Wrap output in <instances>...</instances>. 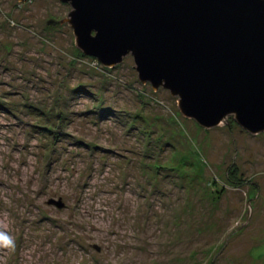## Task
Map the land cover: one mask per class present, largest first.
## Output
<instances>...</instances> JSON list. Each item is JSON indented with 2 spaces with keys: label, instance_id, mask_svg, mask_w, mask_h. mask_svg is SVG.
<instances>
[{
  "label": "rangeland",
  "instance_id": "1",
  "mask_svg": "<svg viewBox=\"0 0 264 264\" xmlns=\"http://www.w3.org/2000/svg\"><path fill=\"white\" fill-rule=\"evenodd\" d=\"M72 9L0 0V264H264V132L84 54Z\"/></svg>",
  "mask_w": 264,
  "mask_h": 264
},
{
  "label": "water",
  "instance_id": "2",
  "mask_svg": "<svg viewBox=\"0 0 264 264\" xmlns=\"http://www.w3.org/2000/svg\"><path fill=\"white\" fill-rule=\"evenodd\" d=\"M62 1L73 9L47 24L68 22L84 54L107 67L133 55L139 79L171 90L204 127L233 116L264 132V0Z\"/></svg>",
  "mask_w": 264,
  "mask_h": 264
},
{
  "label": "clouds",
  "instance_id": "3",
  "mask_svg": "<svg viewBox=\"0 0 264 264\" xmlns=\"http://www.w3.org/2000/svg\"><path fill=\"white\" fill-rule=\"evenodd\" d=\"M15 240L6 231L0 230V248L7 249L9 251L15 250Z\"/></svg>",
  "mask_w": 264,
  "mask_h": 264
},
{
  "label": "trees",
  "instance_id": "4",
  "mask_svg": "<svg viewBox=\"0 0 264 264\" xmlns=\"http://www.w3.org/2000/svg\"><path fill=\"white\" fill-rule=\"evenodd\" d=\"M233 168H234V171H230L229 172V174H228V177H229V179H230V181H232L233 183H235V184H238V185H244V183H245V181H243L240 177H239V175H238V169L235 167V166H233Z\"/></svg>",
  "mask_w": 264,
  "mask_h": 264
}]
</instances>
